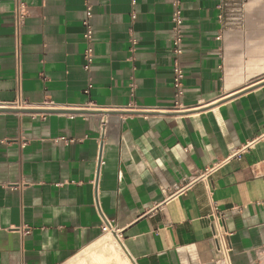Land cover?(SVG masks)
<instances>
[{"label": "crops", "instance_id": "obj_1", "mask_svg": "<svg viewBox=\"0 0 264 264\" xmlns=\"http://www.w3.org/2000/svg\"><path fill=\"white\" fill-rule=\"evenodd\" d=\"M174 1L0 0V264H65L109 232L136 264H215L214 207L233 264H264V86L236 95L264 78V0H180L188 114Z\"/></svg>", "mask_w": 264, "mask_h": 264}, {"label": "built area", "instance_id": "obj_2", "mask_svg": "<svg viewBox=\"0 0 264 264\" xmlns=\"http://www.w3.org/2000/svg\"><path fill=\"white\" fill-rule=\"evenodd\" d=\"M132 4H136V0H132ZM175 11L172 15V23H173V40H172V55H173V88H174V107L170 110V112L174 113H191L192 109H186L183 107L181 100L185 95V72L182 67L181 58L184 54V38H183V28H184V19L182 17L180 6V0H175ZM87 19L84 22L86 27L84 33V40L86 42V49L84 52V70L89 72L93 63H94V50L92 47L93 42V28L89 23V19L91 18V8L87 5ZM27 7L23 2L18 1L15 14H14V25H15V33L17 38L20 36V32L22 27L24 26L25 20L27 18ZM135 18V14L132 15ZM223 17V16H222ZM221 17V18H222ZM222 37H219L221 40ZM135 44V41H132ZM92 86H89L91 89ZM88 92V91H87ZM96 109L93 104H88V106L83 110H92ZM107 130V122L103 120L100 124V132L104 135ZM66 138H58L56 139V143L67 142ZM72 142V141H69ZM212 229L214 240L216 242L217 247V256L215 260V264H233L232 254L233 249L232 245L228 240L229 234L225 230L224 226L221 223V215L216 207L213 208L212 212Z\"/></svg>", "mask_w": 264, "mask_h": 264}, {"label": "rangeland", "instance_id": "obj_3", "mask_svg": "<svg viewBox=\"0 0 264 264\" xmlns=\"http://www.w3.org/2000/svg\"><path fill=\"white\" fill-rule=\"evenodd\" d=\"M262 79H264V78H256V79L251 80L249 83H251V84L256 83V82L261 81ZM110 236L112 237V239L114 238V242L117 244L118 243L117 240L115 239V237L111 233H110ZM116 246L121 248L119 244ZM89 248L90 247L84 249L74 259H72L70 262H67L65 264H105V262L107 260L109 262H111L112 260L113 261H119L120 260L119 261L120 263H124L123 257L118 253L117 248H115L114 246L108 248L109 249V251L107 252L108 256H104V255H106L104 253H99V254L96 253L95 254L91 251L87 252L89 250ZM106 257H108L107 260H106Z\"/></svg>", "mask_w": 264, "mask_h": 264}, {"label": "bare ground", "instance_id": "obj_4", "mask_svg": "<svg viewBox=\"0 0 264 264\" xmlns=\"http://www.w3.org/2000/svg\"><path fill=\"white\" fill-rule=\"evenodd\" d=\"M116 245H118V243L116 244L114 242V238L112 239V237L110 236V233H106L102 237H100L94 244H92L91 246H89L90 248H89V250L87 252L91 251V252H93L95 254L96 253L97 254L104 253V254H106L104 256H108L107 255V252L109 251L108 248L114 246L115 248H117L118 253L123 257V260H124L123 262L124 263H120L119 262L120 260L119 261H113L112 260L111 262H109L107 260L108 257H106V260L107 261L105 262V264H132L129 261V259L127 258V256L125 255V253L123 252V250L121 248L117 247Z\"/></svg>", "mask_w": 264, "mask_h": 264}, {"label": "water", "instance_id": "obj_5", "mask_svg": "<svg viewBox=\"0 0 264 264\" xmlns=\"http://www.w3.org/2000/svg\"><path fill=\"white\" fill-rule=\"evenodd\" d=\"M261 81H264V79L261 80ZM261 81L256 82V83H254V84H252V85L247 86L246 88L242 89L241 92H239V93L236 94V95H241V94H244V93L250 92V91H252V90H255V89L259 88V87L264 86V82H261ZM260 82H261V83H260ZM257 83H260V84H257ZM77 113H94V112L84 111V112H77ZM114 237L116 238L118 244L120 245L121 249L123 250V252H124L125 255L127 256V258L129 259V261H130L132 264H136V262H135V261L132 259V257L130 256V254L128 253L127 249H126L125 246L123 245V243H122V241L120 240V238L118 237V235H117V234H114Z\"/></svg>", "mask_w": 264, "mask_h": 264}]
</instances>
